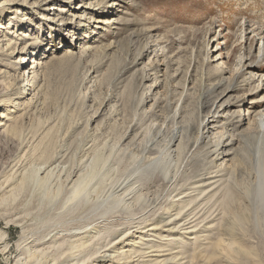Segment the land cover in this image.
Here are the masks:
<instances>
[{"label":"rangeland","instance_id":"obj_1","mask_svg":"<svg viewBox=\"0 0 264 264\" xmlns=\"http://www.w3.org/2000/svg\"><path fill=\"white\" fill-rule=\"evenodd\" d=\"M89 2L94 8L101 3L105 11L97 13L107 15L77 13L80 0H28L42 7H17L25 17L0 15V40L6 36L29 52L24 65L15 57L11 66L5 65L6 53L0 54V97L33 90L36 63L39 83L18 101L16 128L0 130V171L12 166L21 172L42 162L45 152L79 153L91 138V150L100 149L107 157L115 147L109 165L117 160L123 181L125 173L144 175V151L156 148L168 167V180L138 179L142 212L174 214L181 192L188 195V186L218 172L220 186L213 197L202 196L215 227L201 234L205 247L224 237L232 248L225 255L229 262L264 264V220L257 218L249 197L259 178L256 149L264 134V0H85ZM6 109L15 111L12 103L1 114ZM215 114L222 116L218 132L235 138L226 148L232 154L225 162L215 160L212 152L217 139L209 145L202 136V125ZM112 167L106 170L107 186L113 181ZM186 201L195 206L190 197ZM2 209L0 235L6 241H0V264H15L18 245L43 233V219L33 210L15 224L13 213L4 215ZM222 225L234 227L232 240ZM246 249L254 254L247 256Z\"/></svg>","mask_w":264,"mask_h":264},{"label":"bare ground","instance_id":"obj_2","mask_svg":"<svg viewBox=\"0 0 264 264\" xmlns=\"http://www.w3.org/2000/svg\"><path fill=\"white\" fill-rule=\"evenodd\" d=\"M80 3L74 8L77 13L92 11L98 15H107L97 13L98 10L105 11L101 10L105 7L101 3H98L96 8L93 3H85V0H80ZM29 6L39 8L41 4L29 5L28 0L2 1L0 15L14 12L19 14V8ZM74 18L77 16L74 15ZM78 19L84 20L82 17ZM20 20L24 19H17L18 22ZM103 21L91 20L90 23L109 24L107 20ZM78 27L87 26L79 23ZM3 28L0 22V29ZM96 29L101 28L97 26ZM87 30L90 32L92 29L87 27ZM21 36L27 38L26 34ZM3 42L7 43L4 48L1 45ZM18 44L6 36L3 41L0 40V54L6 53L8 60L6 66L9 64L11 66L13 64L11 61L15 57L20 58V64L24 65L29 57L26 46L19 48ZM220 61L221 59H216L215 62ZM32 63H36V60L33 59ZM32 69L34 84L33 90H29L34 92L39 86L37 63ZM30 91L23 88L15 98L0 97V110H4L11 103L15 110L6 109L2 114L0 112V130L10 127L7 130L9 131L16 128L19 120L18 101L25 99ZM220 118L222 116L215 114L212 121L203 124L202 136L208 140L209 145L213 144V139H217L218 144L212 152H215V160L221 159L225 162L230 156L226 148L234 144L235 138L218 132L217 124ZM260 120L264 132V115H261ZM91 142V138L87 140L79 153H72L69 150L49 154L45 152L46 156H43L42 162L23 165L24 169L21 172L12 166L0 171V207L3 206L1 210L3 214L5 215L7 211L13 213L11 216L14 217L15 224L23 223L26 218L32 216L33 210H36L37 216L43 219L39 220L44 229L43 233H35L32 238L25 239L18 245L15 264H200L201 260L204 264H235L233 262L235 259L231 258L229 262L225 258L227 252L232 249L227 243V238L219 237L207 248L202 239L203 232L207 233L215 228L214 218L204 209L205 203L208 202L202 199V196L206 194L213 197L211 192L220 183V179L217 178L218 172L209 173L203 180L198 179V183L191 188L188 186L185 190L187 192L191 190L188 195L181 192L179 200L181 203L177 205L174 214L165 213L166 210L147 216L137 203L143 196L142 184L136 186L138 179L159 176L158 179L168 180L166 176L168 167L163 159L156 156V148L147 147L144 151L147 153L145 165L140 168L145 171L144 175H140V172L125 173L124 180L121 181L117 160L114 159L113 167L109 165L115 147L107 157L100 149L92 151ZM256 151L259 178L254 188L249 189V197L256 215L259 216L257 218L264 220V134L259 138ZM111 167L113 175L110 180L113 181L107 186L106 175L109 174ZM124 170L133 171L130 168ZM6 175L8 176L3 177ZM188 197L192 202L195 201V206L190 207L191 204L186 201ZM134 204L136 206L133 207ZM244 220L245 218L241 217L239 223L242 224ZM221 227L232 240L234 227L227 225ZM4 238L0 235V241H6ZM4 249H8L7 244ZM245 251L247 256L254 254L253 249ZM194 260L198 262L194 263ZM256 264L262 263L258 260Z\"/></svg>","mask_w":264,"mask_h":264}]
</instances>
